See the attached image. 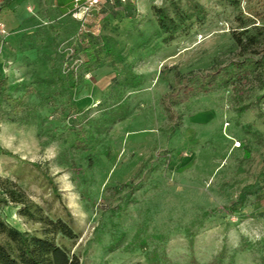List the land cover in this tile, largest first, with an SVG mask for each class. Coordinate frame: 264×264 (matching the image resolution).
Here are the masks:
<instances>
[{
  "label": "rangeland",
  "instance_id": "obj_1",
  "mask_svg": "<svg viewBox=\"0 0 264 264\" xmlns=\"http://www.w3.org/2000/svg\"><path fill=\"white\" fill-rule=\"evenodd\" d=\"M196 2L190 27L161 29L157 8ZM40 3L21 27L0 20V197L12 181L43 216L72 220L75 237L56 241L81 264H148L155 248L181 264L222 251L223 264H264V0H117L64 16ZM234 66L169 118L178 74ZM19 208L0 203V219L42 236Z\"/></svg>",
  "mask_w": 264,
  "mask_h": 264
},
{
  "label": "trees",
  "instance_id": "obj_2",
  "mask_svg": "<svg viewBox=\"0 0 264 264\" xmlns=\"http://www.w3.org/2000/svg\"><path fill=\"white\" fill-rule=\"evenodd\" d=\"M156 12L161 29L169 33L170 37L173 38L174 32H176L181 25L189 22L188 27H190L194 19L197 20L201 14H204L205 8L196 2L193 7L187 9L177 7L175 16H170L163 8H157ZM237 39L240 43L242 42L240 37ZM86 49L94 60L100 64L103 52L98 48L97 43L94 42V40H89ZM234 68H236V66L220 71L218 70L215 73L203 74L198 76L196 80H192L189 76L178 74L171 90L162 99V103L169 118L173 121L179 120L181 115L175 110V104L185 102L197 92L207 91L215 79L221 74L225 78L232 77L235 74ZM8 87V78L0 73V94ZM13 87L18 88L17 85ZM67 87L70 97H73L76 92L77 83L70 78L67 82ZM6 99L17 105L23 103V99L13 98L10 95H8ZM2 151L5 154H11L6 150ZM22 161L33 164L37 169L41 170L42 168L38 163L24 159ZM45 175L57 194V186L53 179L50 178L46 172ZM262 176H264V173ZM3 191L5 197H0V203L5 206H8L10 203L20 206L19 213L28 215L32 218H38L44 223L45 231L42 236L30 231H21L9 225L5 220L0 219V264H81L80 258L77 255H71L65 247L59 245L56 241V234L58 233H62L69 238L75 237L71 225L72 220L66 221L59 219L54 221L47 216H43L37 204L30 200L26 193L21 188H18L12 181H5ZM146 258L148 264H181L171 260L166 251H161L157 248L147 251ZM223 261L224 252L222 251L208 264H223ZM187 264L201 263L196 260V258H193Z\"/></svg>",
  "mask_w": 264,
  "mask_h": 264
},
{
  "label": "crops",
  "instance_id": "obj_3",
  "mask_svg": "<svg viewBox=\"0 0 264 264\" xmlns=\"http://www.w3.org/2000/svg\"><path fill=\"white\" fill-rule=\"evenodd\" d=\"M41 1L42 3L47 1L50 9L59 13L60 16H64L75 9L78 1L81 4L85 3L84 0H0V20L6 24L7 29L21 27L25 19L30 15L29 8L34 7L38 10L41 6ZM115 1L117 0H103L98 6L100 8L105 7L106 3Z\"/></svg>",
  "mask_w": 264,
  "mask_h": 264
},
{
  "label": "built area",
  "instance_id": "obj_4",
  "mask_svg": "<svg viewBox=\"0 0 264 264\" xmlns=\"http://www.w3.org/2000/svg\"><path fill=\"white\" fill-rule=\"evenodd\" d=\"M85 3L81 4L80 1L77 2L76 4V9L82 10L83 8H85V12L90 10L91 8L97 7L101 2H103V0H84ZM125 3H130L133 2L134 0H121ZM86 5V6H84ZM0 32L6 34L7 33V29L6 26L3 22L0 21Z\"/></svg>",
  "mask_w": 264,
  "mask_h": 264
}]
</instances>
